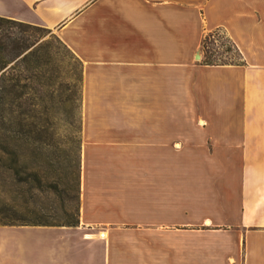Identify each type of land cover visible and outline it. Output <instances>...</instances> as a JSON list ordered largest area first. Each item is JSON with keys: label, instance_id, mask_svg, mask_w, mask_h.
Returning a JSON list of instances; mask_svg holds the SVG:
<instances>
[{"label": "crops", "instance_id": "obj_1", "mask_svg": "<svg viewBox=\"0 0 264 264\" xmlns=\"http://www.w3.org/2000/svg\"><path fill=\"white\" fill-rule=\"evenodd\" d=\"M0 15L82 65L77 223L0 225V264H264V0H0ZM216 27L243 64L203 62Z\"/></svg>", "mask_w": 264, "mask_h": 264}, {"label": "rangeland", "instance_id": "obj_2", "mask_svg": "<svg viewBox=\"0 0 264 264\" xmlns=\"http://www.w3.org/2000/svg\"><path fill=\"white\" fill-rule=\"evenodd\" d=\"M36 32L48 44L38 84L18 87L26 97L14 110L0 105V133L14 131L17 154L14 178L0 170V206L14 204L0 210V224L65 223L78 214L82 65L52 30Z\"/></svg>", "mask_w": 264, "mask_h": 264}, {"label": "trees", "instance_id": "obj_3", "mask_svg": "<svg viewBox=\"0 0 264 264\" xmlns=\"http://www.w3.org/2000/svg\"><path fill=\"white\" fill-rule=\"evenodd\" d=\"M37 30L49 31L50 29L0 15V105H7L10 110H14V102H19L26 97L25 93L23 95L22 91L18 90V87H23L26 83L37 85L41 68L46 63L48 44L39 41ZM200 49L203 53V62L208 65L244 63L242 53L222 27L207 31L202 37ZM21 81L25 83L21 84ZM16 156L17 154L14 155V131L0 133V170L13 178ZM12 184L14 185V179ZM52 188L57 190L56 185H52ZM0 210L4 212L14 210V204L3 203ZM77 219L65 223L38 224L75 225ZM11 220L14 221V215Z\"/></svg>", "mask_w": 264, "mask_h": 264}, {"label": "water", "instance_id": "obj_4", "mask_svg": "<svg viewBox=\"0 0 264 264\" xmlns=\"http://www.w3.org/2000/svg\"><path fill=\"white\" fill-rule=\"evenodd\" d=\"M196 57H197V58H199V57H200V55H199V54H197V55H196Z\"/></svg>", "mask_w": 264, "mask_h": 264}]
</instances>
